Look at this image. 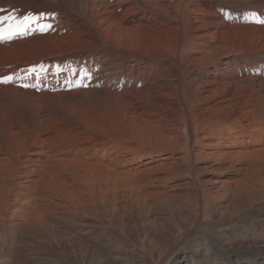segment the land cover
Segmentation results:
<instances>
[{
	"label": "bare ground",
	"instance_id": "6f19581e",
	"mask_svg": "<svg viewBox=\"0 0 264 264\" xmlns=\"http://www.w3.org/2000/svg\"><path fill=\"white\" fill-rule=\"evenodd\" d=\"M69 1L83 15L86 30L95 28L137 59L123 63L116 56L93 50L68 58L93 40L88 36L80 40L73 32L75 21L62 15L57 17L61 27L52 26V35L43 37L59 54L55 62L36 69L0 61V77L13 76L0 83V233L11 229L21 237L35 231L50 236L52 216L74 214L76 209L84 214L92 211L103 196L114 200V192L108 191L115 188L119 174L133 179L135 175L115 169L119 156L108 150L107 141L116 137L96 130L98 123L95 127L76 107L80 96L105 100L95 97L99 92H104L111 104L134 99L131 116L171 126L163 137L165 144L147 145L155 151L130 168L154 175L151 181H163L190 170L191 163L188 169L182 166L190 155L201 162L208 175L204 182L220 212L214 216L225 224L238 219L241 211L235 209L249 196L245 192L264 189V60L257 58L264 53V0H243V4L239 0ZM11 3L0 0V17L7 16L6 5ZM123 17L132 27L146 26L154 31L123 27ZM47 18L40 16L31 30L17 38L32 35L36 28L47 25ZM23 37L13 42L27 40ZM183 66L191 72L184 82L188 96L185 91L174 94L171 86L178 84L177 77H167L175 67ZM161 149L168 152L157 155ZM173 149L178 152L174 158L170 154ZM187 186L181 181L174 183L165 196H178L189 191ZM74 222L78 226L73 225L70 231L76 240L73 246L86 254H103L91 230L94 223L79 218ZM236 241L246 244L248 237ZM256 244L261 255L246 252L232 261L213 264H264V226ZM10 253L18 264L44 263L22 249ZM173 260L172 264H210L202 247L182 252ZM0 261L10 259L0 253Z\"/></svg>",
	"mask_w": 264,
	"mask_h": 264
},
{
	"label": "rangeland",
	"instance_id": "374dc122",
	"mask_svg": "<svg viewBox=\"0 0 264 264\" xmlns=\"http://www.w3.org/2000/svg\"><path fill=\"white\" fill-rule=\"evenodd\" d=\"M9 2L12 3L6 5L7 16L22 17L29 13L36 15L43 13L49 20L47 25L36 28L37 32L35 31L32 35L20 36V38L27 39L23 42H13L22 40L17 38L18 35L10 39L0 40L2 65L15 63L34 66L37 69L55 62L59 54L52 51L53 45L49 44L48 40L43 37L52 35L51 27L53 26L52 28L55 29L58 25L57 17L62 15L75 21L76 26L73 32L80 35V40H85L87 36L93 40L92 44H83L80 49L72 51L68 58H76L79 53H89L90 50H93L96 53L105 52L113 57L116 56L115 58L123 63L137 59L131 52L122 48L119 49L109 39L103 37V34L100 35L95 28L86 30L83 15L73 7L69 0H9ZM237 2L243 4V0ZM227 4L230 5L231 3L228 2ZM41 7L48 9L37 12L36 9ZM116 16L118 17V15L114 17ZM226 19L228 21L229 17ZM120 20L123 27L128 28L129 26L135 31H154L153 28L146 26L132 27L127 24L125 17ZM54 23L56 25H53ZM114 26L117 27L113 24ZM57 27L60 28L61 26ZM239 34H243V30H240ZM61 35L59 34V36ZM7 48L11 50L10 53H8ZM28 50L29 52H27ZM257 58L264 60V53H259ZM183 59L186 63V53H183ZM18 60L20 63H16ZM189 70L183 66L182 68L175 67L169 72L168 78L177 77L178 80L177 85L175 82L171 86L174 94H176L175 92L182 94L187 89L184 82L190 78L191 72ZM179 75L181 79L178 77ZM184 94L188 96L187 91ZM95 95V97L105 98V100L99 101L92 96H89V99L85 97V99L80 96L76 99V107L83 111V115H86L95 127L98 125L97 127L101 128H95L96 130H106L105 132L109 136L110 134L113 135V139L116 137V140L107 141V148L117 152L118 159L120 158L114 163L117 172H126L135 176L133 179L132 176L127 179L126 176L123 177V174H119L122 177H117L114 191L112 189L108 191L110 194L114 192L113 201L110 197L103 196L97 206L85 214L79 213V209H76L74 214L73 211L68 215L52 216L50 224L53 228H50V236L35 231L31 236L21 237L11 229L0 233V253L4 255L5 260L10 259L9 262L0 261V264H18L10 258V252L18 249L27 251V254L31 252L28 255L31 258L34 256L33 260L44 262L43 264H166L167 262L172 264L173 259L178 254L190 253L196 247L205 249L206 259L210 264L221 260L228 261L231 259L230 261H232L235 257H243L246 252L261 255V252L257 250L256 238L260 234V228L264 226V189H250L245 192L249 196L245 200H241L239 209H235L241 211L238 219L227 224L222 220H217L218 218L214 215L220 214L217 208L218 203L211 198L210 186L204 182L208 175L201 168V162L194 161L190 155L185 160V164L182 165L187 168V164L191 163L190 170L187 168L188 170L184 171L183 174L163 181L158 180L159 182L149 180L154 176L152 174L151 176L149 173H139V169L130 168L137 163L139 158L155 151V147H148L147 145L151 143L165 144L163 137L171 129V126L165 122L154 123L151 121L149 123L144 116L142 118L131 116L130 111L135 107L134 99L130 101L123 99L121 103L111 104L110 98L104 92ZM177 110L181 111L179 107ZM157 117L161 119L163 116L158 114ZM149 119L153 120L151 116ZM160 151L168 152V149L157 151V155L162 156L163 154H158ZM177 153L175 149L170 150L173 158ZM134 180H136L135 183ZM180 181L185 186L188 185L189 191H181V195L179 193L178 196H165L172 184L180 183ZM127 183L130 186H127ZM222 205L224 204L220 206ZM77 218L94 223L91 230L94 234V240L101 247L103 254H93L92 251L86 254L85 251L73 246L76 240L71 236L70 231L73 232L74 226H78L74 222ZM77 222L82 223V220H77ZM97 232L99 233L97 234ZM242 237H248L246 244L236 241ZM44 248L50 252L44 254L42 250Z\"/></svg>",
	"mask_w": 264,
	"mask_h": 264
},
{
	"label": "snow or ice",
	"instance_id": "6c2138e0",
	"mask_svg": "<svg viewBox=\"0 0 264 264\" xmlns=\"http://www.w3.org/2000/svg\"><path fill=\"white\" fill-rule=\"evenodd\" d=\"M2 11V10H0ZM44 15L43 13L36 14H26L21 16H3L0 17V40L10 39L16 35H22L27 31L31 30L33 21H39L40 16ZM43 30V29H42ZM35 72V68L30 70ZM13 79V76L0 77V83H6Z\"/></svg>",
	"mask_w": 264,
	"mask_h": 264
}]
</instances>
